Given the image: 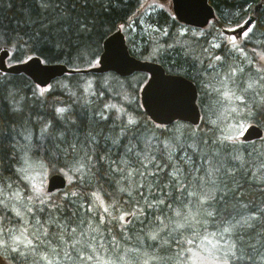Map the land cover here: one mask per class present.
Here are the masks:
<instances>
[{
	"label": "trees",
	"instance_id": "1",
	"mask_svg": "<svg viewBox=\"0 0 264 264\" xmlns=\"http://www.w3.org/2000/svg\"><path fill=\"white\" fill-rule=\"evenodd\" d=\"M142 1L114 0L115 6L107 13H102L98 5L89 2L78 4L73 13L102 16L105 28H111L108 35L118 26L129 29H132L131 24L136 26L134 39L127 40L131 54L158 62L166 72L182 74L197 85L198 101L200 99L205 104L200 107L203 118L198 125L180 121L168 126L153 124L142 108L127 103L126 97L132 99L136 95L135 89H128L127 94L122 91L116 98L123 94L124 98L118 101V106H122V113L125 110L136 118L134 126L125 122L126 114H118L116 109L108 106L103 117L99 107L94 108V105L89 109L74 105L61 126L63 120L62 123L52 120L50 111L44 109L42 102L35 100L25 107V95L31 97L33 93L31 82L25 75H12L11 79L0 77V112L9 122L7 138L18 145L23 135L32 136L31 145L23 143V152L50 167L51 164L56 168L65 166L66 162L70 163L71 159L79 156L84 163L83 175H75L63 190L65 193L70 191V196H61L57 192L50 194L43 199L44 203L35 208L30 224L37 231V227L43 224L52 229L44 237L45 243L43 238L36 239L41 235L35 236L41 248L35 250L38 254L35 264H47L48 256L50 261L54 259L52 247L57 242V236H60L58 243L61 244V251L57 253L58 262H63L65 258L71 261L77 259L80 249L75 246L74 239H78L80 245L83 242L81 249L87 248L91 254L86 236L89 223L98 228L105 258L112 261L109 264H197L195 255L198 260L202 257V238L208 235L218 241L222 250L217 264H225V261L228 264H264V134L262 138L250 142L217 139L221 137L222 123L212 124L205 115L209 107L213 108L215 115L218 97L214 91H204L201 86L212 69L227 71L239 62L242 68L234 75L232 85L236 84L238 93L244 97L241 103L243 118L245 104L254 109L258 105L264 106V88L260 87L264 83V59L259 57L264 56V0H209L217 18L200 32L194 31L199 30L196 28L192 31L193 28L188 26L183 33L179 31L183 24L175 19L170 9L159 8L145 15L140 10ZM257 2H262V7L255 12ZM39 11L35 0H0V28L19 33L23 38L21 42L26 41V34L46 23V20L38 18ZM251 14H256L253 31L239 42L243 55L231 51L223 41L219 47L209 46L210 39L216 37L221 28L238 26ZM141 17L157 33H145ZM51 18L52 14H49L47 19ZM29 20L35 23H29ZM0 47L12 50V61L18 62L17 56L26 58L21 56L18 47L8 44H0ZM155 48H159L158 55L150 56ZM217 56L222 59L217 61ZM61 59L55 63H64L69 68L90 65L87 62L89 58L80 60L75 53ZM84 74L74 73L70 77ZM119 78L130 81L129 77ZM14 80L15 86H11ZM248 82L256 85L245 92L242 87ZM74 90L79 91L78 87ZM50 95L48 93L46 97ZM12 99L10 107L6 101ZM107 100L108 94L105 93L100 101L106 104ZM76 101H80V97ZM14 107L19 108L18 116L10 114ZM45 119L51 121L50 134L40 131ZM260 126L264 130V124ZM58 132L63 133L60 138H56ZM51 135H54L55 147ZM238 143L248 148L234 149ZM34 147L43 152H37L40 149L35 150ZM234 150H239L240 161L230 159L236 155ZM18 155L19 148L14 157H5L3 176L10 179H5L4 183L12 182L15 176L12 170L18 162ZM143 155L154 156L155 160L151 164L142 163ZM129 168L139 169L146 179L134 173L130 184L124 179ZM51 173H54L52 169ZM124 187L128 191L121 192ZM109 205V211L104 212V207ZM122 213H130L128 220L127 216L124 220L117 218ZM253 214L255 218L249 221L253 227L237 225L232 233L223 231L226 224H236V221L243 224L242 218L247 219ZM54 218L60 219L63 226L51 221ZM74 224H82L83 229L73 232ZM234 241L237 254L242 251L245 256L239 262L232 259L229 251ZM93 243L97 245L94 239ZM9 255L13 256H10L11 264H23L22 256ZM210 260L211 264L215 261Z\"/></svg>",
	"mask_w": 264,
	"mask_h": 264
},
{
	"label": "rangeland",
	"instance_id": "2",
	"mask_svg": "<svg viewBox=\"0 0 264 264\" xmlns=\"http://www.w3.org/2000/svg\"><path fill=\"white\" fill-rule=\"evenodd\" d=\"M161 5H163V7H161ZM159 8L171 9V0H143L142 4L140 5V10L143 11L145 15L149 13L150 11H154ZM143 19H144L143 17L140 18L141 20L140 23L143 26L142 29L144 31H147L145 33H148L151 35H154L155 33H157L155 28L148 25L146 22H144ZM244 22L245 20H243L240 23V25H243ZM132 25L133 24L130 25L132 29H129L130 27L122 28L127 40H129V38L134 39V33L137 30V27L132 26ZM187 27L188 26L182 25V27H179L180 29L179 31L183 33L187 30L186 29ZM237 27L238 26L225 27L226 30H224V32L222 31V29H220L217 36L210 39L209 46L217 47L220 45V42L223 41L231 51H234L236 53H240L243 55L242 50L239 48V42L245 38L242 34L237 35V40L235 41V44L237 45L236 47H233L232 43L229 42V39L232 35L238 34L240 32L235 31V33H233V32L228 31V29L236 30ZM206 28H208V26ZM194 29L195 28H193L192 31ZM204 29H199V30H194V31L200 32ZM259 57L261 59H264V56L263 57L259 56ZM77 58L81 60L83 58L85 59L89 57L85 55L83 57H77ZM41 60H43V57H41ZM10 61H12L11 57L8 58L7 63H11ZM59 61H62V59H60ZM52 62L53 61H51L50 63ZM54 62H57V61H54ZM94 62L95 61H93L90 65H92ZM241 68H242V65L238 62L236 67L230 70H227V71H222L220 69H216V70L212 69L209 72L207 81L201 82V86L204 91H207V90L214 91L216 93V96L218 97V100L216 101L215 115L213 114L212 107H209V111L207 115H205V118L208 121H210L212 124L222 123L221 131H220L221 137H217V139L223 138L224 136L229 135V134L235 135L239 139V137L241 136V133L244 131V128L247 126V124L244 123L245 118H243L244 113L242 112V108H241V103L244 100H236L234 97L231 99H228V98H225L223 95V92L225 90L234 92L236 95H241L238 93V90H237L238 87L236 86V84L232 85L233 84L232 80L234 78V75L237 74V70ZM140 75L142 74L137 73V74L130 76L129 77L130 81H125V79L117 77L112 72H109L107 74H102V75H95V74L88 73V74L79 75V76L75 75L73 77H70V76H64L62 78L56 77L45 85H43V83L41 82L38 83L34 81L36 84L40 85V88L46 89L43 96L39 95V90L37 89L36 90L37 95L35 96L37 98H40V97L42 98L44 109L50 111L49 116H51L52 120H54L55 122L57 121L58 123H60L61 120H63V124H60L62 126L66 122L65 121L66 114H68L72 109H74V105L80 106L82 109H85V108L89 109V106H92V105H94V108L99 107L98 108L99 112L103 117L106 114V109L107 110L109 109L108 106L110 108L112 107L113 110L116 109V111L119 112L118 114H121L123 108L122 106H118V101L124 97H123V94L121 95L120 98H116V97L122 91L125 94H127L126 91L128 89L129 90L135 89L136 95L132 99H130L129 97H126L128 98L126 100L127 103L129 105H134V107L136 108L138 107L139 109H141V105L139 101V91L142 85L144 84V82L146 81L147 76L142 75L141 77ZM78 79L82 82L79 83ZM68 80H69V83L72 84L71 86L66 85V82ZM36 84H30L32 91ZM10 85L15 86V80L12 81ZM48 85H51L50 89H48L47 87ZM254 85L256 84L254 83ZM246 86L247 84L243 85L242 89H245ZM75 87H78L79 91H75L74 90ZM48 93H50L51 95L49 97H46ZM105 93L108 94V100L106 104H102L100 99L104 96ZM79 97H80V101L77 102L76 99H78ZM205 97H207L206 92H205ZM43 100H45V102H43ZM20 101H21V98H20ZM33 102L34 100L30 99L29 95L26 94L23 99V103L25 104V107H27L26 106L27 104H31ZM6 103L7 105H10V107H12L13 99L11 101H6ZM199 103H200L201 108L205 106L203 101L201 102L200 99H199ZM86 105H88V107H86ZM61 107L65 108L66 111L63 114H57L55 111L56 108H61ZM123 111L124 112L122 114H126L125 122L128 123L130 117L135 118L132 116L130 112H127L125 110ZM202 118H203V115H202ZM47 122H51V121H48L47 119H45L41 127H43V125ZM240 125H243V127H240ZM62 134H63L62 132H58L56 134V138H60ZM51 136H53L54 147H55L54 135H51ZM25 137H28V138L26 139ZM24 142H27L31 145V137L29 134H25L23 135V137L19 139L18 146L20 150V155H18L19 157L18 162L15 164V167L12 170L14 171V175H15L12 182L7 181L4 183L5 185L11 184V188L9 189L5 187L3 189V192L0 193V199H5L6 202L9 203V208L7 210H3L0 212V215L5 217L3 221H0V223H2L3 226L8 230L7 234H5L4 236V239L8 241V244L10 246L9 251L5 252L4 254V257L2 259V264H9V263L11 264L10 258L13 256L12 255L8 256V254H17L19 256H22L23 264H29L30 260H31V264H35L37 262L36 258H38V254L36 251H32V248H35V250L41 249V248H39L36 239L43 238L44 243H45L44 237L46 236L47 233H49V231L51 232L52 229L51 228L49 229L45 224H43L37 227L39 229L37 231L30 224L31 223L30 220H32V218L34 217L35 208L41 204L40 200H43L45 198V194L48 197L50 194L52 195L53 193L57 192L61 194V196H66V197L70 196L71 195L70 191L68 193H65L63 190L66 188L68 184L71 183L75 175L82 176L84 172V167L80 168L79 171H76V168H79L81 164L84 165L83 160H82L83 158L80 156L78 158L75 157L71 159L72 161L70 163H67L65 161L66 162L65 166L58 167V169H62V171L54 172V173H51L52 168L49 165H47L45 162L38 161L32 157V160H33L32 167L28 168L26 170V173L21 174V175L26 174L28 178L21 179L20 176L16 174V169L21 167V165L23 164V158L25 157V153L23 152ZM240 144L241 143L236 144L234 149L236 148L239 150H244L248 148L247 145L241 144L240 146ZM37 149H40V148L37 147L36 150ZM239 150H234L233 154L236 153V155L231 156L230 159L234 161L236 160L240 161L241 156L238 155L240 153ZM37 152L42 153L43 150L40 149V150H37ZM55 173L63 175L65 177L64 178L65 185L62 188H58V189L53 190L52 192H48L46 190L48 177ZM37 189H39V192H40L39 199L36 198ZM25 205H27V207L33 208V212L23 215L22 217H17L15 213L11 210L13 206H16L26 211V209L24 208ZM53 213L55 212H52V214ZM125 217L128 220L129 216L125 215ZM51 221H54L60 227L63 226V223L61 222L60 219L58 220L57 218H54V219H51ZM74 226L72 227V230L75 233L78 231V229H83L82 224H74ZM87 227L88 229L86 231V236L88 239V249L91 250L92 255L90 254V251L87 252V248L81 249V247L83 246V242L80 245L79 240L74 239L75 246H77L80 249L77 259L75 261H71L65 258L63 262H58L59 257L57 256V253L58 251H61V247H60L61 244L58 243V237L60 236H57V242L55 240L56 243L52 247V253L54 254V259L50 261L51 258H49L48 256L47 258L49 259L48 261H50L51 264H57V263L58 264H109L111 263L112 261L110 259L105 258V248L101 246L102 245L101 239L97 231L98 228L97 227L95 228V226L92 223H89ZM21 233H23V236L20 237V240H18L16 243H13L12 239H10V236H20ZM36 234L38 236L41 235V237H37L35 239ZM25 237L33 241L34 243L33 246L32 245L26 246ZM93 239L95 240V244L97 242L96 246L93 243ZM17 245L19 246V250L16 252L11 251L12 248H17ZM221 252L222 250L217 240L210 239L209 235L204 236L202 238V252H201L202 257L198 260V257L195 255L194 260L196 261L197 264H211L210 259H214L215 261L214 263L212 262V264H217V257L220 255ZM21 253H23V255H21ZM202 258H203V261H202Z\"/></svg>",
	"mask_w": 264,
	"mask_h": 264
},
{
	"label": "snow or ice",
	"instance_id": "3",
	"mask_svg": "<svg viewBox=\"0 0 264 264\" xmlns=\"http://www.w3.org/2000/svg\"><path fill=\"white\" fill-rule=\"evenodd\" d=\"M91 2L93 5H98L99 10L102 13H107L112 10L115 6L114 0H35V3L39 6V16L40 20H46V23H41L39 29L34 30L31 34L28 35V39L26 41H22V37H20L19 33H13L11 31H5L0 28V44H8L13 47H18L21 56L27 57V60H22L20 56H17L16 59L19 62L27 63L28 61H34L35 66L33 68V72L36 75H42L48 71L47 65L51 61H59L61 57L68 56L71 57L73 53L76 54L77 57H83L87 55L89 57L88 63L91 64L93 61H96L97 64H102L108 61L113 62L118 67L117 71H120V65H123L128 57V53L125 51H121L117 46L113 45L111 48L105 49L101 52V41L105 39L108 35V32L111 31V28H105V24L102 23L103 17L96 15H88L87 12L75 15L73 13V9L77 7L78 4H88ZM71 5V7H69ZM163 7V5H161ZM52 14L51 19H47V16ZM29 23H35L34 20H29ZM252 21L248 20L244 22L243 26H240V33L234 34L230 37L229 42L232 43L233 47H236L235 41L237 40V35L242 34L245 38H247L250 33L253 31ZM228 31L235 33V29H228ZM63 34V35H62ZM167 33H165L166 35ZM47 45V47H45ZM219 47V46H218ZM36 53L38 55H33ZM159 48L153 49L150 53V56L158 55ZM4 55H7V50H4ZM43 57V60L40 57ZM99 57V59H97ZM217 61L222 58L217 56L215 57ZM2 63V61H0ZM211 67V65H209ZM148 84L149 89L153 90V103L157 107L158 110H167V111H175L180 109L184 104V94L181 90V85L179 82L172 81L171 77H150L145 81ZM48 89L51 88V85L47 86ZM260 87L264 88V84H261ZM254 88V82H248L247 86L243 91L247 92L250 89ZM39 90V95L43 96L46 89L40 88L39 84H36L33 89V95H37V91ZM225 98L231 99L235 98L236 100H244L242 95H236L234 92L225 90L223 92ZM246 114L244 123L247 124V128L245 129L248 132L254 131L261 124H264V106L258 105L255 109L245 104ZM57 114H63L66 109L65 108H56ZM10 114L19 115V108L14 107L11 109ZM51 122H47L43 125L42 134H50L49 133V124ZM129 125H135V118L130 117L128 121ZM9 122L5 119V116L2 112H0V193L3 192L5 187L11 188V184L5 185L4 180L10 179V177H4L3 173L5 157L8 156L12 158L15 156L16 151L19 146L13 142V140H9L7 138V126ZM243 127V125H240ZM243 133H241L242 135ZM26 139L28 137H25ZM223 139L235 142L238 137L235 135H226ZM115 143V141H114ZM131 151V149H129ZM155 160V157H149L147 155L142 156V163L147 162V164H151ZM49 164L51 162H48ZM127 163V161H125ZM33 164L32 157L28 156L25 153V157L23 158V164L21 167L16 169V174L20 176L21 179H27V175H21L22 173H26L28 168H31ZM147 164L144 166L147 167ZM44 166V165H42ZM52 170L54 172H61L62 169L56 168L54 164H51ZM84 165L81 164L79 168H76V171H79L80 168H83ZM117 171H123L122 169H117ZM134 173H138L142 178H145L144 173H140L139 169L129 168L128 176L124 177V179L129 180L130 184L132 183L131 177ZM121 192L128 191L127 187L121 188ZM95 195V194H93ZM129 195L131 193L129 192ZM40 192L37 189L36 198L39 199ZM18 198V196H17ZM45 198H47L45 194ZM41 203H44V200H40ZM163 203V201H160ZM109 207L111 205L104 207V212L109 211ZM151 207V205H149ZM170 207V205H169ZM9 208V203L6 202L5 199H0V211L7 210ZM24 209L20 207L13 206L12 211L15 213L17 217H22L28 213L33 212V208L24 206ZM91 210V206L89 207ZM42 211V209H41ZM125 215H130V213H122L117 218L120 220L125 219ZM177 215H180L177 212ZM5 217L0 215V221H3ZM255 218V214L249 216L247 219L242 218L243 224L241 221H236V224H226L223 231L225 233H232L237 225L241 227H253L250 220ZM183 225H177V227H182ZM8 230L0 223V264H2V259L4 257L5 252L9 251L10 246L8 241L4 239L5 234H7ZM23 236V233L20 236H10L13 243H16L20 240V237ZM26 240V246L32 245L33 241L31 239ZM237 245L235 241L232 246L229 248L231 252V257L235 261L239 262L245 259L243 252L238 255L235 250ZM19 250V246L17 248H12L11 251L16 252ZM32 251H35V248H32ZM23 255V253H21ZM251 259V257H247ZM48 264H51L49 261ZM225 264H228V261H225Z\"/></svg>",
	"mask_w": 264,
	"mask_h": 264
},
{
	"label": "water",
	"instance_id": "4",
	"mask_svg": "<svg viewBox=\"0 0 264 264\" xmlns=\"http://www.w3.org/2000/svg\"><path fill=\"white\" fill-rule=\"evenodd\" d=\"M261 5L262 3L255 4L254 11H258L261 8ZM171 11L178 22L197 28H204L210 21H214L216 19L215 10L209 3V0H171ZM254 19L255 17L252 15L246 21L251 20L253 22ZM113 45L117 46L121 51H125L129 54L126 62L119 66L121 68L120 71L116 70L118 66L111 61L102 64H97L95 62L92 66L81 69L69 68L62 63H49L47 65L48 71L46 73L36 75L33 72V68L35 66L34 61L6 66L3 57H0V61H2V63H0V71L9 73L24 72L32 76L36 82L43 83V85L49 83L51 79L63 73L92 72L98 74L113 71L120 76H128L136 72H145L148 74V78L153 76L171 77L172 81L179 82L181 85V90L184 94L183 106L175 111L158 110L153 103V90L149 89L148 84L144 82L139 91V100L143 111L156 125L166 126L174 123L175 121H182L191 125L199 124L201 119V110L197 104L198 92L195 83L191 79L182 74L167 73L160 63L147 59H141L132 55L129 52L125 36L120 28L105 37L102 41L101 52L105 49L111 48ZM2 53H4V50H2ZM245 129L242 132L243 134L240 136V139L244 142L253 141L263 136V129L260 126L251 132H248ZM64 178L65 177L63 175L57 173L52 174L48 177L46 190L48 192H52L55 189L64 187Z\"/></svg>",
	"mask_w": 264,
	"mask_h": 264
},
{
	"label": "bare ground",
	"instance_id": "5",
	"mask_svg": "<svg viewBox=\"0 0 264 264\" xmlns=\"http://www.w3.org/2000/svg\"><path fill=\"white\" fill-rule=\"evenodd\" d=\"M254 16L255 17V19H254V21L256 20V14H251V16ZM62 64H64V63H62ZM237 76V75H236ZM240 81V80H239ZM259 81V80H258ZM264 84V83H263ZM262 88V87H261ZM262 127V126H261ZM41 131V130H40ZM26 132V131H25ZM141 144V143H140ZM240 146H241V144H240ZM59 147V146H58ZM257 154V153H256ZM124 159V158H123ZM225 161V160H224ZM256 181V180H255Z\"/></svg>",
	"mask_w": 264,
	"mask_h": 264
},
{
	"label": "flooded vegetation",
	"instance_id": "6",
	"mask_svg": "<svg viewBox=\"0 0 264 264\" xmlns=\"http://www.w3.org/2000/svg\"><path fill=\"white\" fill-rule=\"evenodd\" d=\"M222 29V28H221ZM42 102V101H41ZM34 149L36 150V148L34 147Z\"/></svg>",
	"mask_w": 264,
	"mask_h": 264
}]
</instances>
